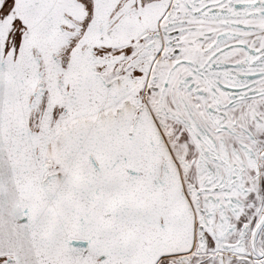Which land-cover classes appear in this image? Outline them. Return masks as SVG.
<instances>
[{
    "label": "snow or ice",
    "instance_id": "1",
    "mask_svg": "<svg viewBox=\"0 0 264 264\" xmlns=\"http://www.w3.org/2000/svg\"><path fill=\"white\" fill-rule=\"evenodd\" d=\"M0 264H264V0H0Z\"/></svg>",
    "mask_w": 264,
    "mask_h": 264
}]
</instances>
